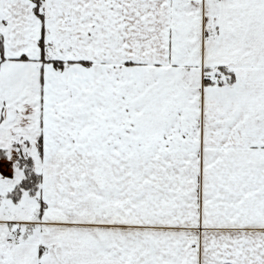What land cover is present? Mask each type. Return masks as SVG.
I'll return each mask as SVG.
<instances>
[{
  "label": "snow or ice",
  "instance_id": "obj_1",
  "mask_svg": "<svg viewBox=\"0 0 264 264\" xmlns=\"http://www.w3.org/2000/svg\"><path fill=\"white\" fill-rule=\"evenodd\" d=\"M0 264H264V0H0Z\"/></svg>",
  "mask_w": 264,
  "mask_h": 264
}]
</instances>
